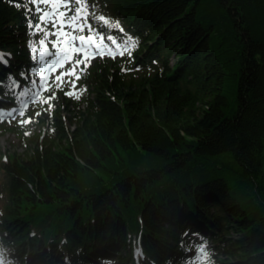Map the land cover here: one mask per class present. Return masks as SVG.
Masks as SVG:
<instances>
[{"label": "trees", "instance_id": "16d2710c", "mask_svg": "<svg viewBox=\"0 0 264 264\" xmlns=\"http://www.w3.org/2000/svg\"><path fill=\"white\" fill-rule=\"evenodd\" d=\"M79 3L135 46L85 69L72 116L42 109L26 157L0 153V259L264 264V0ZM35 7L0 0L1 113L38 90Z\"/></svg>", "mask_w": 264, "mask_h": 264}, {"label": "snow or ice", "instance_id": "6c2138e0", "mask_svg": "<svg viewBox=\"0 0 264 264\" xmlns=\"http://www.w3.org/2000/svg\"><path fill=\"white\" fill-rule=\"evenodd\" d=\"M32 2L36 3V7L30 10L29 16H35L38 19L31 21L30 26L34 32H44V39L41 41V44L50 42L52 45L51 49L46 53H40L39 58L45 60L53 70L57 66L63 67L65 63H72L73 55L76 54L80 58L75 60L72 69L67 73V75L75 76V68L85 63L90 56L109 54L114 57L117 54L123 55L124 52H128L130 55L131 48L135 46L134 42L129 38L120 48L115 50L108 48L105 40L112 41V37H105L98 28H94L89 23L88 13L86 11L87 5L79 3V0H65L63 4L51 5L50 11L44 10L49 7L47 4L44 5L43 9L41 8L40 0H32ZM73 7L75 9L74 11ZM70 11L72 15H68ZM49 17H51V31L48 30L47 22ZM93 18L95 19V16ZM103 23L107 24L108 21L103 20ZM85 31L88 33L87 36L83 35ZM77 33L80 35H77ZM52 36H55L56 39L50 40ZM112 43L115 44V41H112ZM49 57L52 59H48ZM0 59L6 60L4 57H0ZM85 67H87L86 63ZM64 75L65 73H61V76L56 78L57 81H62ZM76 79H79V77L76 76ZM45 84L46 82L42 81L39 88L41 90L44 89ZM73 87H75L74 84ZM25 95L28 96V101H24V104L36 100L39 93H26ZM66 95H73V92H67ZM16 114L23 117V107L13 108L11 112L7 113V115L13 117Z\"/></svg>", "mask_w": 264, "mask_h": 264}, {"label": "rangeland", "instance_id": "374dc122", "mask_svg": "<svg viewBox=\"0 0 264 264\" xmlns=\"http://www.w3.org/2000/svg\"><path fill=\"white\" fill-rule=\"evenodd\" d=\"M65 0H40V6L43 9L44 5L47 4L49 7L44 9L46 11L51 10V5L55 4H63ZM36 4V3H35ZM68 15H72L71 11L68 12ZM51 17L48 18V30L51 31ZM69 31H71L69 29ZM42 38L44 39V32L40 31ZM78 35V34H77ZM56 37H50V40H55ZM51 44V43H50ZM52 47V45H51ZM120 46L111 47L110 49H117ZM48 47H43L41 49V53H46L48 51ZM79 55H73L72 63H65L63 67L57 66L54 70L49 67V65L45 62L43 63L42 72L39 75L38 80V90L34 93H39L36 100L29 101L24 104V101H28L26 99L22 100L21 107H23L24 116L21 117L19 114H16L14 117L7 115V113L11 112L13 109H9L3 113L0 112V119L3 117L9 116L11 120H14L16 123V130L5 133L0 136V153L3 154H12L16 153L17 155L26 157L27 147L32 148L33 144L31 139H37L38 136L42 137V123H40L41 119V111L43 108L50 110L51 108L60 109L64 115L70 117L74 113L73 106L76 101H78L83 93L84 89H82V79L85 73V69L92 67L97 63L100 59L104 58L108 61H127L126 53L123 55H95L90 56L85 63L87 67H85V63L78 65L75 68V76L67 75L70 69H72L73 64L76 59H79ZM48 59H52L49 57ZM61 73H65L62 77V81H57V77L61 76ZM76 76L79 79H76ZM42 81H45V88L40 89L39 85ZM73 84L75 87H73ZM67 92H73V95H66ZM78 96V98H77ZM72 102V104H70ZM20 108V107H19ZM64 125L66 127H70L69 123L65 120ZM3 192H0V200H3ZM0 261H2L0 259ZM3 262V261H2ZM4 264V263H3ZM14 264V263H12Z\"/></svg>", "mask_w": 264, "mask_h": 264}, {"label": "clouds", "instance_id": "9594fccd", "mask_svg": "<svg viewBox=\"0 0 264 264\" xmlns=\"http://www.w3.org/2000/svg\"><path fill=\"white\" fill-rule=\"evenodd\" d=\"M0 264H3V262H2V261H0Z\"/></svg>", "mask_w": 264, "mask_h": 264}]
</instances>
